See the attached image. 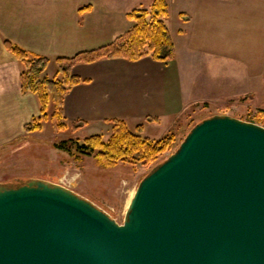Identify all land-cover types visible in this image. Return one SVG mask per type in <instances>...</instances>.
<instances>
[{"label":"crops","instance_id":"obj_1","mask_svg":"<svg viewBox=\"0 0 264 264\" xmlns=\"http://www.w3.org/2000/svg\"><path fill=\"white\" fill-rule=\"evenodd\" d=\"M155 0H0V150L22 145L25 125L41 116L37 95L23 94V65L8 40L46 57L60 79L57 59L109 45L128 32V14ZM165 19L175 44L173 60L151 57L79 63L85 80L64 100V122L111 136L112 121L131 130L175 124L192 110H264V0H167ZM261 105L255 102L259 99ZM261 106V107H259ZM216 112V113H215ZM153 119V120H152ZM39 132V131H37Z\"/></svg>","mask_w":264,"mask_h":264},{"label":"water","instance_id":"obj_2","mask_svg":"<svg viewBox=\"0 0 264 264\" xmlns=\"http://www.w3.org/2000/svg\"><path fill=\"white\" fill-rule=\"evenodd\" d=\"M0 264H264V126L196 124L122 224L62 184L0 183Z\"/></svg>","mask_w":264,"mask_h":264},{"label":"trees","instance_id":"obj_3","mask_svg":"<svg viewBox=\"0 0 264 264\" xmlns=\"http://www.w3.org/2000/svg\"><path fill=\"white\" fill-rule=\"evenodd\" d=\"M168 14L169 4L167 0H155L150 10H133L128 14V18L133 22L132 28L115 38L109 45L79 53L71 58L59 57L57 63L61 75L60 79L43 77L49 65L48 58L30 54L6 40L7 48L16 55L23 65L21 74L23 94L33 93L37 95L41 104V116L26 124L25 132L42 131V121L48 120L52 121L57 132L68 128L64 122L65 97L70 88L85 81L72 72L74 66L79 63H94L102 59L115 58L138 61L144 57H151L161 62L173 60L176 56V50L165 22ZM51 99L55 103V109L53 114L49 116L48 107ZM204 119L206 118H202L199 122ZM111 123L113 125L112 134L108 141H105L101 135H93L82 142L73 139L65 141L59 147L70 151L74 147L77 152V155H74L79 162L83 160L84 155H94L97 165L113 168L120 162L135 166L154 163L161 154L172 146V137L161 140L144 137L142 125L133 131L123 120H113ZM85 125L86 122H73L71 128L73 132H76ZM159 165L155 166L148 175Z\"/></svg>","mask_w":264,"mask_h":264},{"label":"rangeland","instance_id":"obj_4","mask_svg":"<svg viewBox=\"0 0 264 264\" xmlns=\"http://www.w3.org/2000/svg\"><path fill=\"white\" fill-rule=\"evenodd\" d=\"M48 76L51 79L54 77L51 69ZM255 103L261 105V100ZM262 106L264 107V104ZM54 109L55 103L51 99L48 107L49 116L53 114ZM219 113L218 115H229L264 126L262 109L245 107L240 111L219 110ZM212 114H214L212 108H197L181 116L175 124L164 123L161 126L149 127L143 134L144 137L153 140L172 137V146L154 163L135 166L120 162L113 168L97 165L94 155H84L83 160L79 162L75 158L74 154L77 155V152L74 147L71 151L59 147L71 139L84 141L94 135L90 130L73 132L71 126H68L67 129L57 132L51 120L42 121L43 130L26 136L21 142L22 145L0 150V183L41 179L62 184L122 224L140 182L155 166L164 162L179 148L190 130L202 118L214 116ZM103 138L108 141L110 136Z\"/></svg>","mask_w":264,"mask_h":264}]
</instances>
